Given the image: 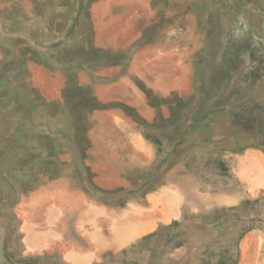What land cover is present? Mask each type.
I'll return each instance as SVG.
<instances>
[{"label":"rangeland","instance_id":"374dc122","mask_svg":"<svg viewBox=\"0 0 264 264\" xmlns=\"http://www.w3.org/2000/svg\"><path fill=\"white\" fill-rule=\"evenodd\" d=\"M129 3L0 0V264H264V0Z\"/></svg>","mask_w":264,"mask_h":264},{"label":"crops","instance_id":"0c3cea01","mask_svg":"<svg viewBox=\"0 0 264 264\" xmlns=\"http://www.w3.org/2000/svg\"><path fill=\"white\" fill-rule=\"evenodd\" d=\"M155 0H130L131 4H135L137 6V11L140 12V16L138 17L140 22V25L145 24L150 17V13L151 10L153 8ZM129 3V4H130ZM132 6H129L127 8H131ZM118 9H115L114 7L109 9V16L111 17L110 19H115L118 20L120 16H117L116 14L118 13L117 11ZM123 10V9H122ZM117 12V13H115ZM124 12V10H123ZM136 20V17H135ZM114 39H111V42L113 43ZM111 46V45H110ZM98 243L101 244V251L100 254L101 256L104 255V253L102 251L106 250L105 246L108 244V242L106 240H104L102 237L97 238ZM57 246L60 249V251L58 252V254L61 256V261H63L65 264H89L90 261L94 262V258L98 259V249H94V252L92 253H88V254H76V252L79 251V248L77 247H72L71 243V238L67 237L66 235H64L62 238L59 237V239L57 240ZM74 256V258H73ZM63 257V258H62ZM90 260V261H89Z\"/></svg>","mask_w":264,"mask_h":264},{"label":"bare ground","instance_id":"6f19581e","mask_svg":"<svg viewBox=\"0 0 264 264\" xmlns=\"http://www.w3.org/2000/svg\"><path fill=\"white\" fill-rule=\"evenodd\" d=\"M4 16V15H3Z\"/></svg>","mask_w":264,"mask_h":264}]
</instances>
